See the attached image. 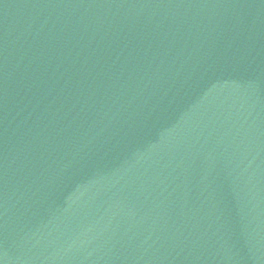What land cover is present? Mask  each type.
<instances>
[{"label": "water", "instance_id": "1", "mask_svg": "<svg viewBox=\"0 0 264 264\" xmlns=\"http://www.w3.org/2000/svg\"><path fill=\"white\" fill-rule=\"evenodd\" d=\"M0 264H264V0H0Z\"/></svg>", "mask_w": 264, "mask_h": 264}]
</instances>
